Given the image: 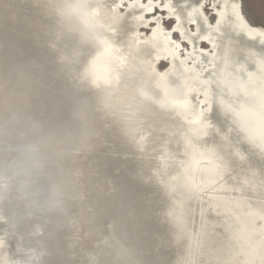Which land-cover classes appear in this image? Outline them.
Masks as SVG:
<instances>
[{
    "label": "bare ground",
    "instance_id": "obj_1",
    "mask_svg": "<svg viewBox=\"0 0 264 264\" xmlns=\"http://www.w3.org/2000/svg\"><path fill=\"white\" fill-rule=\"evenodd\" d=\"M262 92L243 0H0V264H264Z\"/></svg>",
    "mask_w": 264,
    "mask_h": 264
},
{
    "label": "water",
    "instance_id": "obj_2",
    "mask_svg": "<svg viewBox=\"0 0 264 264\" xmlns=\"http://www.w3.org/2000/svg\"><path fill=\"white\" fill-rule=\"evenodd\" d=\"M216 54L219 56V62L222 60V62L225 60V58H226V54H223V52H224V50L222 49V50H220L219 48H217V50H216ZM230 56V55H229ZM241 61H243V58L242 59H240V58H238V59H236V61H234V63H241ZM205 98L206 99H204V102L207 104V105H211V106H213L214 105V103H215V100H214V98L211 96V94H206V96H205ZM258 99H259V101H261V103H262V105L264 106V92H262V93H259V96H258ZM227 103V102H226ZM229 108L231 107V109H232V107H233V112H236V116H237V119H238V121L240 122V125H242V126H246L247 125V123H249L250 121H252V112L248 109V110H246V108H242V107H240V106H228ZM262 113H263V115H264V108H263V111H262ZM235 116V117H236ZM254 118V117H253ZM255 131H257V129H254ZM258 132V131H257ZM259 133V132H258ZM258 133H256V132H253V134H254V138H255V140L258 142L259 140L257 139V137H259V134ZM260 138V137H259ZM260 140H262L263 142H264V140L263 139H260ZM260 142V141H259ZM258 142V143H259ZM260 144V143H259ZM202 159H205V160H207L205 157L204 158H202ZM211 162H212V160H211Z\"/></svg>",
    "mask_w": 264,
    "mask_h": 264
},
{
    "label": "rangeland",
    "instance_id": "obj_3",
    "mask_svg": "<svg viewBox=\"0 0 264 264\" xmlns=\"http://www.w3.org/2000/svg\"><path fill=\"white\" fill-rule=\"evenodd\" d=\"M243 10L251 20L264 22V0H243Z\"/></svg>",
    "mask_w": 264,
    "mask_h": 264
}]
</instances>
